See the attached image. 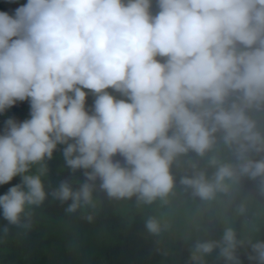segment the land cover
Returning <instances> with one entry per match:
<instances>
[{
    "label": "clouds",
    "instance_id": "9594fccd",
    "mask_svg": "<svg viewBox=\"0 0 264 264\" xmlns=\"http://www.w3.org/2000/svg\"><path fill=\"white\" fill-rule=\"evenodd\" d=\"M23 102L27 118L7 115ZM0 117L9 224L47 199L42 177L58 150L84 176L51 193L68 212L91 205L97 188L152 205L179 184L210 202L247 179L264 197V0H26L0 10ZM235 208L244 216L246 202ZM145 227L163 230L156 216ZM241 249L247 264H264V239L230 225L193 245L192 264L213 252L243 264Z\"/></svg>",
    "mask_w": 264,
    "mask_h": 264
},
{
    "label": "rangeland",
    "instance_id": "374dc122",
    "mask_svg": "<svg viewBox=\"0 0 264 264\" xmlns=\"http://www.w3.org/2000/svg\"><path fill=\"white\" fill-rule=\"evenodd\" d=\"M26 0H0V10L11 11ZM91 103V101H89ZM28 104L18 113L13 114L19 119L27 118ZM2 123L0 127H2ZM52 162L56 169L63 170L67 166L61 151ZM39 165H34L36 172ZM179 173L182 172L177 168ZM19 178V177H18ZM47 192L51 189L48 174L42 177ZM69 180L73 187H79L84 181L83 173L67 175L63 181ZM62 181V182H63ZM20 182V180H19ZM179 182V181H177ZM0 194L1 190H0ZM100 189L93 193V203L82 206L86 212L97 213L100 210ZM246 202L247 211L244 216L237 213L235 205ZM32 206H28L26 211ZM114 213L120 219V230L131 228L146 238H153L168 249L170 256L157 264H192L191 250L200 240L219 239L225 226L234 227L238 234L250 236L252 239H264V197L260 196L244 179L228 196H218L210 202H202L185 192L178 184L175 195L169 197L167 204L159 201L152 205L139 204L135 198L122 199L114 206ZM156 216L163 225L157 235L147 231L145 222L149 217ZM38 224L42 225L43 239L46 241L43 253L34 259L25 253L18 252L11 245L13 238L0 235V264H107L106 249L116 243L109 227L82 228L69 217L53 218L41 214ZM184 241L190 256L187 257L179 248ZM72 250V261L67 251ZM243 264H247L244 249L240 250ZM222 258L217 252L206 256L203 264H219Z\"/></svg>",
    "mask_w": 264,
    "mask_h": 264
},
{
    "label": "trees",
    "instance_id": "16d2710c",
    "mask_svg": "<svg viewBox=\"0 0 264 264\" xmlns=\"http://www.w3.org/2000/svg\"><path fill=\"white\" fill-rule=\"evenodd\" d=\"M26 104L27 102L18 104L11 109L7 115L20 112ZM3 119L4 117H0V125ZM59 152V150L56 151L53 157ZM52 159L46 161L47 174L51 184L47 199L40 205L32 206L27 210L25 214L22 215L19 224H9L8 221L0 215V235L3 234L4 236L12 237L13 241L10 242H12L11 245L15 250L29 254L33 259L43 253L46 241L43 239L42 225L38 224V220L40 215L44 214L57 219L69 217L75 220L82 228L109 227L113 237L116 239V243L111 244L106 249L105 256L107 264H157L170 256L168 249L159 244L155 239L146 238L136 233L131 228H127L125 231L120 230V219L114 213V206L122 199L109 198L102 190H100L99 195L100 210L97 213L92 211L86 212L82 207L78 208L75 212H68L66 209L71 202H61L55 199L51 193L67 175L72 173L80 174L81 171L73 172L68 167L63 170H58L52 162ZM203 163L204 162L201 161V164ZM175 173L177 181H179L183 172L179 173L176 168ZM245 180L253 188L254 182L247 179ZM11 183H19V178H15ZM10 186L11 184L0 186L1 193L7 191ZM89 216H91V219H89ZM179 248L185 256H190L184 241L180 242ZM72 252V250L67 251L70 262L73 258ZM219 264H224L222 259Z\"/></svg>",
    "mask_w": 264,
    "mask_h": 264
}]
</instances>
